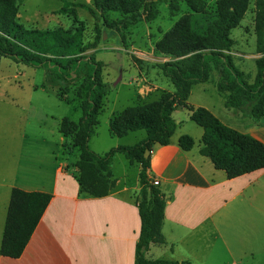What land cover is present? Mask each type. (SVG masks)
<instances>
[{
	"label": "trees",
	"instance_id": "trees-1",
	"mask_svg": "<svg viewBox=\"0 0 264 264\" xmlns=\"http://www.w3.org/2000/svg\"><path fill=\"white\" fill-rule=\"evenodd\" d=\"M19 0H0V57L17 63L46 69V85L52 88L62 83H74L86 78L76 97L82 100V118L78 123L64 118L59 132L73 137L79 151L76 162L77 182L81 189L95 197L104 198L116 187L112 179V163L116 154L125 156L131 165L139 164L140 193L137 197L141 231L135 248V264H189L167 260H150L153 245H166L162 233L166 198L150 178L151 151L154 145L168 146L177 130L173 118L178 108H186L191 120L203 129L202 156L208 157L215 168L224 171L228 179L264 170V143L224 124L206 108H192L188 100L194 86L210 81L214 70L220 73L218 92L225 98V107L240 111L244 117L264 118V0H256L255 33L257 36V75L249 82L247 75L234 62L231 54L234 42L231 33L245 18L250 0H217L216 15L203 34L192 27V16L182 17L156 43V51L170 58L161 66L175 92H163L159 100L129 107L114 116L110 133L123 138L130 133L145 131L147 137L133 146H119L105 155L90 149V140L100 124L108 87L103 81L104 63L98 61L96 48L84 44L83 30L59 28L53 31L27 30L16 22ZM94 9L84 4H66L59 14L69 15L76 8L90 12L95 19L103 18L107 27L119 31L141 23H151L160 15L159 4L169 2L173 9L186 3L195 13H206L205 0H92ZM117 13L119 20L108 21L107 14ZM88 86L86 95L83 89ZM60 90L57 97L67 104L72 100ZM195 141L189 135L179 139L184 151H191ZM52 196L41 192L13 189L1 245V255L18 259L27 248Z\"/></svg>",
	"mask_w": 264,
	"mask_h": 264
},
{
	"label": "crops",
	"instance_id": "crops-1",
	"mask_svg": "<svg viewBox=\"0 0 264 264\" xmlns=\"http://www.w3.org/2000/svg\"><path fill=\"white\" fill-rule=\"evenodd\" d=\"M138 78L141 86L137 89L138 106L159 100L163 92H171L161 79L148 82L144 76ZM188 105L203 108L192 103L191 98ZM184 110L189 112L178 108L173 114L177 130L185 124ZM211 112L227 126H233L228 117ZM236 113L235 117H241ZM187 117L191 120L190 112ZM248 122L255 124L252 120ZM255 129L236 130L264 143L261 133ZM177 130L168 146L156 144L151 151L149 178L154 185L157 183L155 186H159L166 198L162 233L167 243L160 249H166L173 256L160 260L192 264L188 252H197L196 240L200 239L205 242L200 251L204 264L211 261L214 253L226 258L227 264L254 261L250 244L259 239L264 223V207L259 204L261 195L264 196V170L230 180L208 157L201 155L203 132L198 138L192 137L194 148L184 151L179 139L187 133H177ZM131 134L116 146L130 145L125 141ZM60 135L57 142H42L40 152L25 153L26 143L30 146L36 142L26 137L10 138L11 142L18 139L15 143L20 146L10 151L9 145L8 157L5 150L0 151V264H133V251L141 231L137 203L141 166L131 165L126 158L116 155L111 177L116 179V187L107 197L95 198L79 186L78 169L70 168L72 163L76 164L79 154L72 157L67 154L68 160L71 158L69 162L65 157L64 161L61 159L58 146L66 139ZM26 155L32 156L36 165L25 167L24 162L31 158H25ZM116 161L123 171L115 169ZM15 188L49 194L52 201L22 256L10 259L1 255V245ZM180 251L182 258L176 257Z\"/></svg>",
	"mask_w": 264,
	"mask_h": 264
},
{
	"label": "rangeland",
	"instance_id": "rangeland-1",
	"mask_svg": "<svg viewBox=\"0 0 264 264\" xmlns=\"http://www.w3.org/2000/svg\"><path fill=\"white\" fill-rule=\"evenodd\" d=\"M216 1L205 0L207 7L204 14L193 12L186 3H180L177 9H173L169 2H163L159 4L160 15L154 22L141 23L127 30L116 31L108 28L103 18L95 19L89 11L82 8L74 9L69 15L58 13L68 3L70 8L74 4H84L94 9L92 0H19L16 22L27 30L53 31L63 28L74 32L81 28L84 44L96 43V48L90 50L89 53H95L97 60L104 63L103 81L108 87V94L100 115V124L90 140V149L103 156L111 149L116 148L117 143L123 140L113 137L110 133V123L114 116L129 107L140 104L137 96L139 94L137 89L141 88L138 85L140 83L139 76L146 77L148 82L161 79L167 89L175 92L174 86L162 76L161 71V66L171 59L157 53L156 43L186 15L192 16L193 29L203 34L216 15ZM255 3L256 0H250L245 18L231 33V39L234 42L231 54L235 65L247 75L249 82H253L257 75L256 60L260 57L257 52L255 33ZM107 19L114 21L121 17L117 13H109ZM219 74L218 70H214L210 82L194 86L190 97L191 102L211 109L210 111L219 117H228L233 123L231 126L233 128L240 130L244 128L243 131H248L255 127V130H258L264 138V118L258 120L247 118L240 111L225 107L224 98L216 87ZM85 78L84 70L79 81L62 83L59 87L52 88L46 85L45 68L33 67L0 57V151L5 150V156L8 157L9 145L10 151H13L14 147L15 150H18L20 145L15 143L18 139L11 142L10 138L12 137H26L28 141H36L30 146H27L28 143H26L25 153L27 151L30 153L40 152L41 147L44 146L42 142H57L61 137L59 126L64 118H68L74 123H78L82 118V100L75 95ZM136 82L138 83L136 84ZM60 90L64 92L63 94L67 93V98L72 100L70 105L57 97ZM87 91L88 86L83 89L84 95ZM234 112H239L241 117H235ZM187 115L189 112L184 110L182 117L185 124L177 130V133H187L186 135L198 138L203 130L188 119ZM250 120L255 124L248 122ZM146 135L145 131L133 132L131 137H127L128 139L125 141L131 144L121 146H133L142 139L144 140ZM65 139V142L59 144L58 147L61 148H59L61 159L64 161L66 158L69 162L71 158L68 160L67 154L72 157V155L79 154V151L73 146V137ZM11 153L13 156V152ZM116 155L125 159L123 154ZM28 157L31 158L24 164L25 167L31 168L36 163L32 160V156H25V158ZM75 167L76 165L72 163L70 168L75 169ZM115 169L123 171L117 161ZM259 204L264 207L263 194ZM250 245L254 250V261H244V264H264V223L260 227L259 239L252 240ZM154 246L148 253V259L158 260L164 257L165 259L173 257L166 249H160L161 246ZM196 246L198 249L196 253L188 252L190 250L185 249L192 259V264H204V255L200 252L201 248L205 246L204 240H196ZM176 257L182 258L184 255L180 251ZM225 260L226 258L224 259L220 254L214 253L208 264H227ZM133 264H135V248Z\"/></svg>",
	"mask_w": 264,
	"mask_h": 264
},
{
	"label": "built area",
	"instance_id": "built-area-1",
	"mask_svg": "<svg viewBox=\"0 0 264 264\" xmlns=\"http://www.w3.org/2000/svg\"><path fill=\"white\" fill-rule=\"evenodd\" d=\"M157 183H155V185H156Z\"/></svg>",
	"mask_w": 264,
	"mask_h": 264
}]
</instances>
